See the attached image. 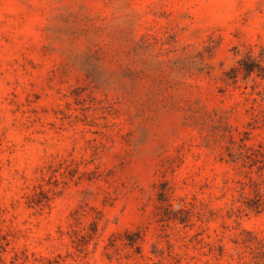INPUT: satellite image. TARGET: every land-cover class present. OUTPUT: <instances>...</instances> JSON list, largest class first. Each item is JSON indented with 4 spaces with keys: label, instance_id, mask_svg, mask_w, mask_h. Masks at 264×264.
Here are the masks:
<instances>
[{
    "label": "clouds",
    "instance_id": "clouds-1",
    "mask_svg": "<svg viewBox=\"0 0 264 264\" xmlns=\"http://www.w3.org/2000/svg\"><path fill=\"white\" fill-rule=\"evenodd\" d=\"M0 264H264V0H0Z\"/></svg>",
    "mask_w": 264,
    "mask_h": 264
}]
</instances>
